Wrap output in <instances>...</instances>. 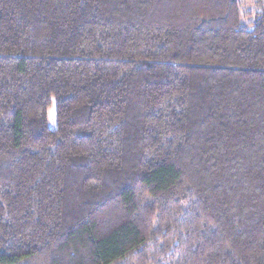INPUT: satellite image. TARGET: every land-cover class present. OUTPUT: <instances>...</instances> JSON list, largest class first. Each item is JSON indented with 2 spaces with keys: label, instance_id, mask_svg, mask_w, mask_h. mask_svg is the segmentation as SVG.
<instances>
[{
  "label": "trees",
  "instance_id": "1",
  "mask_svg": "<svg viewBox=\"0 0 264 264\" xmlns=\"http://www.w3.org/2000/svg\"><path fill=\"white\" fill-rule=\"evenodd\" d=\"M0 264H264V14L0 0Z\"/></svg>",
  "mask_w": 264,
  "mask_h": 264
},
{
  "label": "rangeland",
  "instance_id": "2",
  "mask_svg": "<svg viewBox=\"0 0 264 264\" xmlns=\"http://www.w3.org/2000/svg\"><path fill=\"white\" fill-rule=\"evenodd\" d=\"M240 6L243 21L254 22L257 17L264 14V0H237Z\"/></svg>",
  "mask_w": 264,
  "mask_h": 264
}]
</instances>
